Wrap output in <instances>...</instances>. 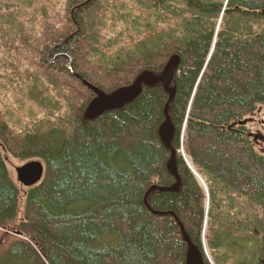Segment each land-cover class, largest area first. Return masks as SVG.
<instances>
[{
    "label": "trees",
    "instance_id": "1",
    "mask_svg": "<svg viewBox=\"0 0 264 264\" xmlns=\"http://www.w3.org/2000/svg\"><path fill=\"white\" fill-rule=\"evenodd\" d=\"M6 17L17 18L13 37ZM122 23L125 47L103 29ZM97 42L104 54L91 59ZM174 56L171 148L159 135L170 99L160 83L85 118L97 94L75 64L90 57L95 74L80 75L115 89L157 80ZM65 77L85 89L81 104ZM26 90L44 109L31 127L13 111ZM245 120L264 130V0H0V264H188L190 243L205 264H263L264 146ZM4 151L44 160L45 178L23 199Z\"/></svg>",
    "mask_w": 264,
    "mask_h": 264
},
{
    "label": "water",
    "instance_id": "2",
    "mask_svg": "<svg viewBox=\"0 0 264 264\" xmlns=\"http://www.w3.org/2000/svg\"><path fill=\"white\" fill-rule=\"evenodd\" d=\"M178 64H179V57L174 56L168 62L164 71L158 77L157 80L151 77L152 75L151 73H147L146 75L140 76L136 80L135 86L120 90L117 93L112 94L110 96H106V94H104V92L101 91L99 88L93 87L92 85L88 83V85L91 86V88L98 95V97L87 108L84 114L85 118L89 120V119L99 116L102 112H104L107 109L121 108L129 104L137 96V94L140 92L144 84L153 85L156 83H160L164 86L166 91L169 93L170 99L166 104L167 117H166L165 122L162 124V126L159 129V135H160L161 141L167 147L171 148L172 147L171 142L175 134V126L171 121V117L168 114V110L170 109L174 96L176 94V78H177ZM85 83L87 82L85 81ZM239 124H246V121L239 122ZM255 137L258 139L264 140V136L261 133H258V135H256ZM176 159H177L176 151L172 150V158L169 163V168L172 171V173L177 176L178 183L171 189L178 191L181 186V180L177 172ZM44 175H45L44 163L40 160H34V161H29L28 163H26V165H23L18 168L17 179L21 184L27 187H33L37 185V183L41 180V178ZM157 188L161 189L158 186H153L151 188V191L156 190ZM184 234H185V239L189 241V238L186 235V233ZM188 264H205L200 250L198 249V247L194 246L191 243H190V248L188 252Z\"/></svg>",
    "mask_w": 264,
    "mask_h": 264
},
{
    "label": "rangeland",
    "instance_id": "3",
    "mask_svg": "<svg viewBox=\"0 0 264 264\" xmlns=\"http://www.w3.org/2000/svg\"><path fill=\"white\" fill-rule=\"evenodd\" d=\"M4 1H7V0H4ZM40 5V3L39 2H37L36 4H35V8L37 7V6H39ZM4 8L5 7H3L2 8V10H4ZM98 10V9H97ZM24 11H25V17L23 18V22H22V24H23V26H24V28H26V26L29 24V22H28V19L30 18V16L32 15V13H33V8H26V9H24ZM58 13L60 14V16L62 17V18H60L59 20H58ZM67 16H68V13H65V11H64V9H63V7L62 8H56V7H54V9H53V11H52V17H53V19L54 20H58V21H65L64 19H63V17H66L67 18ZM5 21H7V24H8V22L9 23H13V25H14V27L13 28H11L12 30H13V33H12V37L14 36V29H17L18 28V24H17V18L16 17H13V18H10V17H6L5 19H4ZM56 28H60V26L58 25V24H56ZM100 29H102V27L100 28ZM104 30H105V33H107L108 34V32L109 31H111L112 33H114L116 36H117V40H121V38H125L126 40H127V44L126 43H124V44H122V47H125L126 45H131V44H129V41L130 40H128V39H130L131 37H129V35L127 34V32H126V30H125V25H124V23H122L120 26H116V28H113V26H112V24H109V28H103ZM101 32V31H100ZM102 33V32H101ZM109 35V34H108ZM100 36H104V34H100ZM132 39H133V36H132ZM135 41V40H134ZM102 44H105V42H104V39H102ZM102 44H101V46L98 44V42H97V44H96V48H99V50L98 51H96V54H94L93 56H91V59H92V57H94V56H96V57H100V56H102V54H104V51H101V49H100V47H102ZM15 47H18V48H20V49H22V46L19 44V43H15V45H14ZM59 54H56V55H54L55 57H57ZM57 58H54L53 60H56ZM83 65H86L87 66V70L85 71V70H83V72L82 73H84V74H87V75H94L95 73H93L92 71L94 70V69H96V65H93L92 63H91V61L88 63V64H81V61H80V63L79 64H75L74 66V68L76 69V70H73V72L72 71H70V73L74 76H76V77H78L79 76V74H78V72L80 71V68L83 66ZM65 66H63V63H61V64H57V66H56V69H63ZM29 68H34L33 67V64L29 67ZM56 71V70H55ZM57 73V72H56ZM58 77H60L59 75H58ZM61 82L62 83H64V84H66V83H70V85H74V87L76 88V89H78V90H82V92L83 93H85L86 91H85V89L84 88H82V87H79V84H76L75 82H73V80H71L69 77H65V79H63L62 78V80H61ZM97 86V85H96ZM101 87H102V84H101ZM112 88H113V83L111 84L110 82H109V84H107L106 86H105V88H103V90L104 91H106V92H110L111 90H112ZM177 88V87H176ZM102 89V88H101ZM13 93H16L15 91H13L12 92V94ZM95 93V92H94ZM25 94H27V90L24 92V95ZM95 98H97L98 97V95H96V96H94ZM20 101H21V103H20V106H18L16 109H14L13 111L16 113V115L17 116H19V118H23V112H25V111H27V110H30V111H35V112H37V114L39 113L40 114V117H41V119H42V121H45L44 120V114L42 113V111H44V109L40 106V104L36 101V100H32V99H29L28 97H27V95H25V98H20ZM14 105H16V104H14ZM87 110V109H86ZM86 110H85V112H86ZM85 112H84V114H85ZM23 120V119H22ZM246 121V124H245V126H247V128H249V132H248V136H251V138H252V140L254 141V143L258 146V144H260V145H263L264 146V140H261V139H258V138H256L255 136L256 135H258V133H261L263 136H264V130H261L259 127H258V121L256 122V123H252V122H250V123H248V121L247 120H245ZM182 134H184V133H182ZM184 136H185V134H184ZM258 140H260L262 143H258V142H260V141H258ZM181 150L183 151V149L181 148ZM5 156L7 157V166H8V168H9V171H10V173H11V175L13 176V178L15 179V182L19 185V189H20V191H21V195H22V199L24 198V196H25V194H26V192H27V189H28V187H26V186H23V185H21L20 184V182H18V180H17V175H18V169H17V167H21V166H23V165H26V163H28L29 161H34L35 160V157L34 158H32V159H30V160H24V159H18V158H15L13 155H11V154H5ZM36 159H38V158H36ZM43 162H44V160L43 159H41ZM194 170V169H193ZM203 182V181H202ZM207 193V192H206ZM207 205H208V200H207ZM22 207H23V205H22ZM22 207H21V209H22ZM8 236H9V234H8ZM7 238V236L5 237V232H0V252H2V250H4L3 248H7V246L9 247V244H6V245H4V246H1L2 244H3V242H4V240ZM203 240H204V243L206 242V244H207V241H208V237H207V235H206V237H203ZM10 241V240H9ZM7 250H10L9 248L7 249ZM5 251V250H4ZM228 251H229V249H228ZM206 253H207V250H206ZM207 257H208V259H210L209 261L210 262H213L214 263V259L212 258L211 259V256L209 255V253L207 254ZM210 257V258H209ZM3 259H5V258H3ZM263 262H264V258H263ZM262 262V263H263ZM11 262H10V259H6V260H4V261H2L1 262V264H10ZM205 263V262H204ZM215 264V263H214ZM264 264V263H263Z\"/></svg>",
    "mask_w": 264,
    "mask_h": 264
},
{
    "label": "bare ground",
    "instance_id": "4",
    "mask_svg": "<svg viewBox=\"0 0 264 264\" xmlns=\"http://www.w3.org/2000/svg\"><path fill=\"white\" fill-rule=\"evenodd\" d=\"M87 60L90 61V57H88L87 59L84 58L83 64H88V63H87ZM70 67H72L71 64H70ZM83 70H85V71L87 70V66H86V65H83V66L80 68V71L78 72L79 76H78L77 78H79L80 80H82V81H83V84L86 85L87 87H89L90 89H92V88H91V86L88 85V83H89L90 85H92L93 87H97V88H99V87L96 86L95 84H93V83H91L90 81H88L87 79H85L82 75H80V74L83 72ZM85 81H86L87 83H85ZM135 83H136V81H131L130 84L122 85V86H120V87H117V88H115V89H112L110 92H106V91H104L103 89H100V88H99V89H100L101 91H103L104 94H106V96H110V95H112V94L117 93V92L120 91V90H123V89H126V88H131V87L135 86ZM142 92H143V86H142L140 92L137 94V96H139ZM122 96H124V95H122ZM137 96H136V97H137ZM136 97H135V98H136ZM135 98H134V99H135ZM95 99H96V98L93 97V98L91 99V101H90V104H91ZM134 99H133V100H134ZM77 100H78V101L75 102L76 106H77L78 103L81 104V103L85 100L84 93L81 94L80 97H78ZM133 100H132V101H133ZM72 106H73V105H72ZM22 119H23V123H24V125H25L26 127H31V126H33L34 124H36L37 122H39V121L41 120V117H40V114H39V113L37 114V112H35V111L27 110V111L23 112V118H22ZM3 153H4V158H5V160H6L7 157L5 156V154H6V153H7V154H10V153H8L7 151H4ZM6 163H7V160H6ZM18 168H19V167H17V169H18ZM44 178H45V175L41 178V180L37 183V185L40 184V183L43 181ZM37 185H36V186H37ZM47 249H48V248H46L44 245H41V246L39 245L38 252H39V254L42 256L43 254L46 253ZM41 260H42V259H41ZM49 260H50V259H49ZM42 261H43V260H42ZM38 264H39V263H38ZM43 264H53V263H52L51 261L47 262V259H45V261H43Z\"/></svg>",
    "mask_w": 264,
    "mask_h": 264
}]
</instances>
